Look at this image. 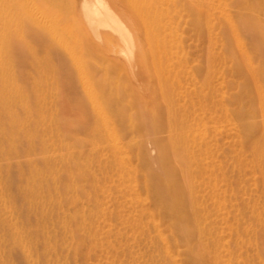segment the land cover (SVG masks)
<instances>
[{
	"label": "rangeland",
	"instance_id": "rangeland-1",
	"mask_svg": "<svg viewBox=\"0 0 264 264\" xmlns=\"http://www.w3.org/2000/svg\"><path fill=\"white\" fill-rule=\"evenodd\" d=\"M97 1L0 0V264H264V110L245 90L264 46L233 31L242 2L102 0L127 43L92 32L84 5ZM155 74L173 81L204 170L192 167L187 193L171 165L180 185L164 201L153 192L169 126L147 116L162 102L130 97L156 88Z\"/></svg>",
	"mask_w": 264,
	"mask_h": 264
},
{
	"label": "bare ground",
	"instance_id": "bare-ground-1",
	"mask_svg": "<svg viewBox=\"0 0 264 264\" xmlns=\"http://www.w3.org/2000/svg\"><path fill=\"white\" fill-rule=\"evenodd\" d=\"M240 1L242 2V5H243V11H245L247 13V17L242 20L239 27L233 24V26H232L233 31L235 33L236 32L235 28H237V30L238 29L242 30L243 32L248 34L250 36V38L260 40V41L253 42V45L256 47H259L261 49L262 46H264V43L261 41L262 39H264V37L262 36V33L259 32L258 27L260 26V24H259L260 22L255 16L256 13L260 10L259 9V0H240ZM104 2H102V0H100L97 3V5H95V3H94V5H93V3H92V5L88 4V3L84 5L85 6L84 7V15H85L86 20L92 29V32L96 36H98L100 28H111L114 31H116L124 41H126L127 43L131 42V41H128V37H129L128 34L129 33H128V31L126 32V29L123 27L121 20L111 12L112 10L110 11L108 6ZM200 5H201V3L197 5L198 12H194V15L196 14V19H195L196 24L203 25L204 13L201 10H199ZM169 27L167 29H169ZM232 35H234V34L232 33ZM130 40H131V38H130ZM164 48H163V50H165ZM131 49H133V48H131ZM167 56H168V54H167ZM165 59H166V57H165ZM167 59H169V57ZM246 59L247 58H245L244 60H246ZM143 61H145V60H143ZM234 61L239 63V61H237V60H234ZM167 70H168V68H167ZM245 70L247 71V76L245 77L246 78L245 90L247 92H249L250 94H252V97H250V100L252 101V106L255 107L257 105L261 110H264V67H263L262 71H260V70H256L254 67L251 66V64H249V68H247ZM164 71H165V68H164ZM168 72H169V70H168ZM168 76H170V75H168ZM2 78H3V76H1V74H0V116H1L2 112L4 111L3 108H5L3 105H5V103L7 102L6 95H5V84L2 81ZM156 79H157V87L153 88L152 90L149 89V92H150V93L148 92L149 95H148V93H145V94H142V96H141V95H137V94H134L133 92H131L130 97L133 100V106H136V105L138 107L143 106L144 109H149L150 107H152V105L157 103L158 98L162 102V108L161 109H164V111L161 109H159L158 111L150 109L148 112L149 115H147V116H149L152 120L158 119L160 117L161 119L165 120L169 126L168 127V129H169L168 133L170 134L169 138H167L166 141H161V142L158 141L157 142V148L160 151V168L164 169L166 171H169V172H167L166 178L162 182H159V184H158L159 188L157 189V192H153L154 193L153 194L154 199L164 201L167 198L164 196L168 195V192H170L171 190L178 191V189H179L178 187L180 185V183H176L174 181V178L172 176V171H171L172 170L171 165L173 166V168L175 167L176 173L177 172L181 173L183 178H185V181L183 182V186H184V192H187V193L190 192L191 188H192L191 184H190V183H192V179H191L192 167L193 166L197 167V170L199 173H202V171H204V170H202L203 168L200 169V166H201L200 161L197 160V158H196L197 156L195 155V151H194V149H195V138L192 137L191 134H188V131L185 132V130H186V128H188V126L185 128L183 121H182L183 116L180 115L179 111H176L175 106L173 104L172 99H174L173 98L174 94H176L175 92H173V90H175L174 86H173V81L170 82L171 80L169 79V77L165 78V74H164V76L162 75V76H159L158 78L156 75ZM176 81H178V79L175 80V82ZM175 88L177 89L178 86L176 85ZM177 90H179V89H177ZM177 90H176V92L178 93ZM180 90H181V88H180ZM180 92L181 91H179V93ZM177 95H176V97H177ZM180 97H183V95ZM182 99L183 98H181L180 100H182ZM120 100L123 103V100L122 99H120ZM189 101H190V99H189ZM188 102H185V103H188ZM197 102H200V100L197 99ZM197 102H194V103L192 102L193 107L197 106ZM199 108L202 110L203 109L202 105H200ZM252 112H255V110L252 109ZM185 114H186V112H185ZM118 115L122 119H124V117H125V115L123 114L122 111H119ZM140 117L142 119H144L145 121L147 119V117L144 115L143 116L141 115ZM195 126H198V125H195ZM193 127L191 125V127H189V129L191 130V128H193ZM202 128H204V127H202ZM244 128L249 129V125L244 126ZM249 131L246 133V135L249 134ZM202 141H203V139H202ZM120 150H121V148L118 149V151H120ZM202 150H203V148H202ZM201 153H203V152H201ZM199 154H200V151H199ZM176 204H178V203L176 202ZM176 204L172 205L170 207V210L178 212V206L179 205H176ZM177 215H178V218L180 220L183 219V222H184V219L186 217L182 214V212H178Z\"/></svg>",
	"mask_w": 264,
	"mask_h": 264
}]
</instances>
